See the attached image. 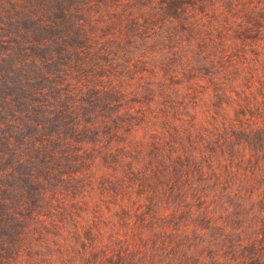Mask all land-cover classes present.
Returning a JSON list of instances; mask_svg holds the SVG:
<instances>
[{"label": "trees", "instance_id": "trees-1", "mask_svg": "<svg viewBox=\"0 0 264 264\" xmlns=\"http://www.w3.org/2000/svg\"><path fill=\"white\" fill-rule=\"evenodd\" d=\"M106 181L145 237L83 222ZM0 264H264V0H0Z\"/></svg>", "mask_w": 264, "mask_h": 264}, {"label": "rangeland", "instance_id": "rangeland-1", "mask_svg": "<svg viewBox=\"0 0 264 264\" xmlns=\"http://www.w3.org/2000/svg\"><path fill=\"white\" fill-rule=\"evenodd\" d=\"M198 83L200 85L196 86V97L193 98L196 103H198L197 109H196V113H197V119L198 121H202L204 120V117L202 115V105H203V99L206 97V90H204V85L205 82L200 80L198 81ZM182 88V86H181ZM203 92V94H200V92ZM153 93H151L152 95ZM133 94H131L132 96ZM150 97V94L148 96L147 94V98ZM157 99V98H154ZM147 99H145V103H146ZM193 102V101H191ZM158 104V103H157ZM150 105L152 107H157V105L155 104V101L150 102ZM188 111L190 114L194 113V110L192 108H188ZM186 118H188V116H184ZM143 133L144 130H142V127L139 128V131L137 133H135V130L133 131V134L136 135V140H145V139H149V137L143 138ZM149 135V134H148ZM134 136L131 135L130 138H133ZM132 178V177H130ZM120 181H118L117 183H109L108 181H106L104 183V187H106V189H108L105 193H107V195L103 194L102 197H100V193L97 190H93L94 188H91L90 185L85 186L84 190L82 193H92L94 194V197L90 200H88V203L86 205H77V207L79 206L80 209V213H81V217L83 219V222L89 218V222L94 221L96 227H99L102 231V235L107 236L108 234H113L115 237L118 236L119 237H136V239H139L140 236L145 237V231L143 229H140L139 227H134L132 228V226L136 225L137 219H141L144 218L143 217V212L144 210H146V207H141L139 208V201H136L137 199V191H138V187L131 184L132 186H120ZM88 194L85 195V197ZM102 195V194H101ZM128 197L130 199H128ZM121 198L123 199L122 204L118 205L116 203V201H121ZM133 201H136L135 203ZM228 204L225 202H218L215 204L216 207V214L215 216H222L224 218H226V221L228 224L230 225H235V226H239V223H242L245 218L249 219L252 217V215L247 211V214H243L245 216H240V217H236V218H230L228 215V212L225 210V207ZM261 204H256L254 203V208L255 209H260ZM107 207H110V209H108ZM243 209L247 210L248 208H250V205L246 206H242ZM230 210H233V207L229 208ZM110 210V211H109ZM163 211H159V214H162ZM194 217H184V220L182 221H176V224H180L181 225V230H185V232H189L191 229V226H189L188 228H184L183 224L185 223H189L191 219H193ZM119 220H121V224H119ZM128 228L130 231H128ZM184 228V229H183ZM239 228H241L239 226ZM94 232H96L94 230ZM126 239H123L122 241H125Z\"/></svg>", "mask_w": 264, "mask_h": 264}]
</instances>
